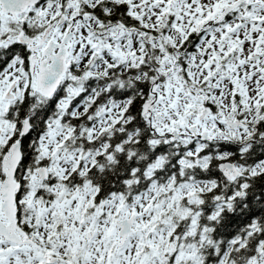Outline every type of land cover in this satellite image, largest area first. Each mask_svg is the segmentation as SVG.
I'll list each match as a JSON object with an SVG mask.
<instances>
[{
  "label": "snow or ice",
  "instance_id": "obj_1",
  "mask_svg": "<svg viewBox=\"0 0 264 264\" xmlns=\"http://www.w3.org/2000/svg\"><path fill=\"white\" fill-rule=\"evenodd\" d=\"M0 264H264V0H0Z\"/></svg>",
  "mask_w": 264,
  "mask_h": 264
}]
</instances>
